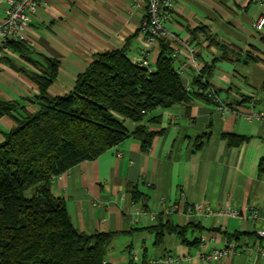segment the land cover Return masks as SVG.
I'll return each instance as SVG.
<instances>
[{
    "label": "crops",
    "instance_id": "crops-1",
    "mask_svg": "<svg viewBox=\"0 0 264 264\" xmlns=\"http://www.w3.org/2000/svg\"><path fill=\"white\" fill-rule=\"evenodd\" d=\"M4 16L5 6L0 5V19ZM144 16L145 8L133 7L132 0H44L30 20L28 41L35 60L45 63L46 55L60 62L48 92L69 93L99 54L117 49L135 63L148 50V63L155 69L160 44L146 43ZM262 17L264 2L257 0H178L166 37L175 66L192 91L206 69L212 101L193 98L157 108L143 122L160 132L148 149L129 137L54 180L52 191L66 202L79 231L114 233L108 263L264 264V237L258 235L264 226V172L259 166L264 119L257 116L264 104L256 102L264 101V29L255 27ZM193 46L199 50L196 56ZM225 47L258 61L223 59ZM33 71L40 72L0 40V99L37 111L39 87L30 76ZM15 125L10 116L0 118V141ZM126 125L132 130L138 122L128 125L127 120ZM231 134L244 141L231 144ZM135 190L147 196V208L133 199ZM196 204L210 210L191 211ZM159 224L191 228L186 241L165 232L157 244L153 228ZM232 241L236 248L225 258L205 260Z\"/></svg>",
    "mask_w": 264,
    "mask_h": 264
},
{
    "label": "trees",
    "instance_id": "trees-1",
    "mask_svg": "<svg viewBox=\"0 0 264 264\" xmlns=\"http://www.w3.org/2000/svg\"><path fill=\"white\" fill-rule=\"evenodd\" d=\"M158 42L155 69L133 62L124 49L101 53L78 77L73 90L53 96L48 89L58 76L60 62L46 55H42L45 63L35 60L28 41H5L40 72L30 75L39 87L37 111L0 99V118L10 116L16 123L0 141V264H111L106 257L114 233L79 231L52 185L72 167L98 158L129 137L140 139L148 149L160 132L143 122L157 108L189 103L193 98L212 101V86L204 79L206 69L195 79L192 91L175 66L170 41L160 37ZM223 59L258 61L250 53L243 57L242 51L229 48ZM256 102L264 104L261 99ZM127 120L138 125L131 130ZM228 137L231 144L244 141L241 135ZM259 166L264 172V157ZM133 199L147 208L148 198L141 191H133ZM189 228L190 224H159L153 230L158 244L165 232H175L186 241Z\"/></svg>",
    "mask_w": 264,
    "mask_h": 264
},
{
    "label": "built area",
    "instance_id": "built-area-1",
    "mask_svg": "<svg viewBox=\"0 0 264 264\" xmlns=\"http://www.w3.org/2000/svg\"><path fill=\"white\" fill-rule=\"evenodd\" d=\"M44 0H0V5L5 6V16L0 19V40L8 41H28V29L30 20L37 14ZM264 2V0H257ZM178 0H132L133 7H144L145 16L141 26L142 34L145 36L146 43L151 44L158 41L160 37H167L169 29L167 23L173 13ZM256 29H264V17L260 18L255 25ZM29 42V41H28ZM191 53L196 56L199 50L196 46L190 48ZM175 55V54H174ZM140 65L151 70L153 68L148 63V50H143ZM181 72V71H180ZM210 97H214V90L209 93ZM261 119H264V111L257 113ZM191 211L208 212L203 204H196ZM140 212V211H138ZM258 235L264 237V226L259 229ZM236 242L232 241L228 249H217L205 256L206 261H212L216 258H225L232 250L236 248ZM260 254L264 257V250ZM149 264H161V261H150Z\"/></svg>",
    "mask_w": 264,
    "mask_h": 264
},
{
    "label": "rangeland",
    "instance_id": "rangeland-1",
    "mask_svg": "<svg viewBox=\"0 0 264 264\" xmlns=\"http://www.w3.org/2000/svg\"><path fill=\"white\" fill-rule=\"evenodd\" d=\"M130 123H132V121L131 120H128V125H130Z\"/></svg>",
    "mask_w": 264,
    "mask_h": 264
}]
</instances>
